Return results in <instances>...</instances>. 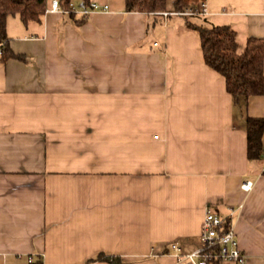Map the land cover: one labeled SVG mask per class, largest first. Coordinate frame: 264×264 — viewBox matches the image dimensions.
Here are the masks:
<instances>
[{"label":"crops","instance_id":"crops-1","mask_svg":"<svg viewBox=\"0 0 264 264\" xmlns=\"http://www.w3.org/2000/svg\"><path fill=\"white\" fill-rule=\"evenodd\" d=\"M94 1L108 10L79 23L7 16L8 48L23 59L0 54V264L98 253L175 264L169 245L199 246L207 208L234 209L245 264H264V154L246 157L242 116L198 33L124 0ZM205 16L232 27L238 52L264 37V0H206ZM246 111L264 116V95Z\"/></svg>","mask_w":264,"mask_h":264},{"label":"trees","instance_id":"trees-1","mask_svg":"<svg viewBox=\"0 0 264 264\" xmlns=\"http://www.w3.org/2000/svg\"><path fill=\"white\" fill-rule=\"evenodd\" d=\"M78 0H58L63 8H68L71 2ZM89 2L90 0H84ZM200 0H124V10L141 12L157 16L154 12L174 9L181 11L190 4L196 5ZM47 0H0V46L3 50L1 58L23 59V56L11 52L8 48L6 35V19L8 15H18L26 24L30 21H39L45 12ZM75 16L71 10L67 13ZM160 16V15H158ZM87 16H79L75 21H83ZM162 17V16H160ZM172 17V16H169ZM183 20L182 29H192L199 35L203 60L213 70L224 78L225 89L230 94L233 106L243 119L246 134V157L256 159L263 152L262 135L264 131V116L249 115L246 111L248 98L253 95H264V37L249 36L243 49L237 51L235 31L228 24L217 25L205 15H178ZM106 261L111 264H120L117 256L98 253L87 260ZM216 261L214 264H218ZM29 264H43L40 256Z\"/></svg>","mask_w":264,"mask_h":264},{"label":"built area","instance_id":"built-area-1","mask_svg":"<svg viewBox=\"0 0 264 264\" xmlns=\"http://www.w3.org/2000/svg\"><path fill=\"white\" fill-rule=\"evenodd\" d=\"M69 10L79 16H88L93 11L108 10V5L98 3L94 0H90L89 2L78 0L71 2L68 8H63L58 0H51L45 8L46 12L68 13ZM196 12L205 15L206 0H200L196 5L190 4L181 11L169 9L154 13L166 19L169 16L192 15ZM2 50L3 48L0 46V54ZM252 186L253 182L251 180H244L240 184L241 189L245 192H248ZM239 208L240 205L238 206ZM233 212L234 209H230L229 214L222 215L207 208L201 222L199 246L189 252L180 253L179 246L176 242H172L169 245L170 250L176 256L175 264H214L216 261L245 264V255L239 247L231 219Z\"/></svg>","mask_w":264,"mask_h":264},{"label":"rangeland","instance_id":"rangeland-1","mask_svg":"<svg viewBox=\"0 0 264 264\" xmlns=\"http://www.w3.org/2000/svg\"><path fill=\"white\" fill-rule=\"evenodd\" d=\"M152 18H153V15L151 16ZM157 17H158V15H157ZM160 17V16H159ZM152 18H151V20L149 19V22H150V25H151V23L154 21V20H152ZM180 18V17H179ZM180 19H182V18H180Z\"/></svg>","mask_w":264,"mask_h":264}]
</instances>
